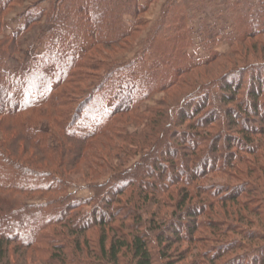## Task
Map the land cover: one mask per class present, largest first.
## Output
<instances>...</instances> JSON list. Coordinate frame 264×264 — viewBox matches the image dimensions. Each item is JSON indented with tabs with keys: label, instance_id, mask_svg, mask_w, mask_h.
<instances>
[{
	"label": "trees",
	"instance_id": "16d2710c",
	"mask_svg": "<svg viewBox=\"0 0 264 264\" xmlns=\"http://www.w3.org/2000/svg\"><path fill=\"white\" fill-rule=\"evenodd\" d=\"M34 2L23 12L25 20L16 30L0 38V264H12L11 245L23 251L17 264H156L150 248L151 232L156 235L160 256L168 259L167 264H175L168 258L171 242L188 241L190 234L207 223L210 234L222 232L211 224L213 217L220 215L213 200L190 188L182 190L183 196L171 205L170 218L157 211L148 225L139 212L152 206H148L150 195L172 197L175 191L171 186L190 185L182 181L189 178L186 170H191L193 181L213 165L221 164V170L231 165L227 160L216 163L217 155L204 159L206 147H211L210 151L219 149L221 135H212V131L224 123L217 111L209 109V101L216 98L212 90L215 81L186 94L188 100H182L186 107L165 113L149 111L152 116L145 118L137 102L147 96L149 83L137 79L130 64L119 63L107 66L106 74L88 84V91L83 90L79 84L86 83V78L80 70L90 66L83 56L86 51L77 53L71 41L55 42L49 37L43 52L29 59L24 68L7 70L9 55L18 51L19 34L43 17L45 9ZM12 3L14 0H0V16ZM211 63L189 64L179 77ZM153 69L145 67V76ZM207 86L210 89H203ZM225 87L229 91L234 86ZM228 91L223 92V98L238 102L236 94ZM258 94L249 92L255 104ZM75 95L83 96L73 108L71 96ZM195 100L199 104L189 109V103ZM159 111L161 116L155 120ZM126 115L139 124L146 120L148 128L121 136ZM45 123L48 129L43 127ZM188 133L197 137L191 153L198 146H206L196 157L201 160L183 157ZM117 138L139 150L140 157L131 167L119 168L111 163L113 153L121 150ZM148 179H158L160 188L148 187ZM85 189L91 195L78 196ZM126 195L128 199L122 202ZM36 197L39 199L34 200ZM231 199L228 201H235ZM156 202L159 211L166 205ZM117 204L123 205L119 208ZM129 204L134 207L129 209ZM201 217L204 219L199 220ZM132 218L134 223L125 224ZM119 222L129 232L120 231ZM96 228L102 229V236L96 248L88 247L87 233ZM28 252H35L36 259H28Z\"/></svg>",
	"mask_w": 264,
	"mask_h": 264
},
{
	"label": "rangeland",
	"instance_id": "374dc122",
	"mask_svg": "<svg viewBox=\"0 0 264 264\" xmlns=\"http://www.w3.org/2000/svg\"><path fill=\"white\" fill-rule=\"evenodd\" d=\"M34 1L39 8L45 9L43 17L19 34L18 51L9 55L7 70L24 68L29 59L43 52L49 37L55 42L71 41L77 53L86 51L83 56L90 66L80 70L86 78V83L79 84L83 90L88 91V84L106 74L107 66L119 63L130 64L137 79L149 83L147 96L137 102L139 113L145 118L152 116L149 111L165 113L186 107V103H182L187 99L186 94L215 81L212 90L216 98L209 101V109L217 111L224 122L212 131V135H221L220 147L210 151L211 147L204 144L191 153L197 137L193 133L189 137L188 133L187 150L182 153L188 160H201L196 157L201 154L200 148L206 147L204 159H215L217 155L216 163L227 160L231 165L222 170L221 164L204 168V176L193 181L191 170H186L189 178L181 180L190 185L171 186L175 191L172 197L169 194L150 195L148 206H152L145 207L139 214L148 225L157 211L170 218L171 205L183 196L182 190L186 192L191 188L192 192H200L202 197L213 200L220 215L213 217L211 224L224 233L210 234V223H207L192 236L190 234L188 241L171 242L168 258L175 264H264V0H14L10 9L0 16V38L16 30L25 20L23 12L29 10ZM208 62L212 63L179 77L189 64ZM145 67L154 69L145 76ZM178 77L179 84L171 85ZM228 84L234 86L229 91L236 94L238 102L229 103L223 98ZM207 87L203 89H210ZM251 91L260 94L256 104L250 99ZM82 96H71L73 108ZM197 100L201 102L202 99ZM197 100L188 102L189 109L199 104ZM160 111L155 120L161 116ZM131 117L122 118L121 136L148 128L146 120L145 124H139ZM235 123L237 126L233 125ZM43 127L48 129V124ZM178 135L181 137L180 132ZM2 136L0 131V138ZM115 142L121 150L113 153V166L128 168L134 165L140 157L139 150L118 138ZM222 155L225 158H221ZM195 164L198 163L192 165ZM148 180V187L160 188L158 179ZM203 192L209 194L202 195ZM90 195L86 189L78 193L84 198ZM231 198L235 201H228ZM127 199L128 195L122 196L121 201ZM156 200L166 204L160 211ZM129 205L131 209L133 205ZM134 209L138 212L136 207ZM135 221L132 218L125 224ZM117 224L121 226L120 222ZM121 230L129 232L125 225ZM101 233V228L87 233L88 247L96 248ZM150 235L156 264H167L168 259L159 254L156 235L154 232ZM10 249L11 262L17 264L23 258V251L15 245ZM34 254L28 252L26 257L36 259Z\"/></svg>",
	"mask_w": 264,
	"mask_h": 264
}]
</instances>
